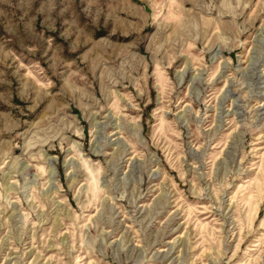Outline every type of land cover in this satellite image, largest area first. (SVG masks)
Here are the masks:
<instances>
[{"label": "rangeland", "instance_id": "374dc122", "mask_svg": "<svg viewBox=\"0 0 264 264\" xmlns=\"http://www.w3.org/2000/svg\"><path fill=\"white\" fill-rule=\"evenodd\" d=\"M0 264H264V0H0Z\"/></svg>", "mask_w": 264, "mask_h": 264}]
</instances>
